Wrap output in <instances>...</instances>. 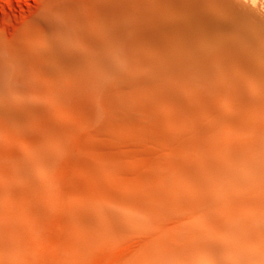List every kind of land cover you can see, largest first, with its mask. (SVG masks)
<instances>
[{
  "label": "rangeland",
  "instance_id": "rangeland-1",
  "mask_svg": "<svg viewBox=\"0 0 264 264\" xmlns=\"http://www.w3.org/2000/svg\"><path fill=\"white\" fill-rule=\"evenodd\" d=\"M137 3L0 0V264H258L264 75L155 78Z\"/></svg>",
  "mask_w": 264,
  "mask_h": 264
},
{
  "label": "bare ground",
  "instance_id": "bare-ground-1",
  "mask_svg": "<svg viewBox=\"0 0 264 264\" xmlns=\"http://www.w3.org/2000/svg\"><path fill=\"white\" fill-rule=\"evenodd\" d=\"M132 2L143 4L139 11L133 7L129 17L132 30L136 32L132 37L139 35L136 37L139 38L137 43L144 38L140 41L141 43L144 41L141 46L145 50V57L143 56L145 60L142 59V62L147 66L150 75L164 82H182L181 86L186 82L202 84L205 91L210 84L224 85L227 82L234 89L240 88L239 91L245 95L247 93L248 99L258 101L257 93L248 88L251 82L243 70L249 74L250 70L258 69L262 72L261 75H264V0H132ZM139 18L142 24L139 23ZM138 19L137 24L142 25L141 33V30L136 31ZM133 42L129 40L130 45ZM137 43H133L136 51L140 49ZM228 67L232 72L229 73ZM189 83L187 85H190ZM198 93L200 92H197V95ZM254 111L258 114L264 113V108L260 107ZM249 216L251 219V215ZM253 218L255 216H252ZM259 225L263 226L264 223ZM221 240L223 239H220V242ZM262 240L261 243L264 244ZM215 245L217 244L213 246ZM220 250L219 252L217 250L219 254ZM259 251L258 264H264V249L261 248ZM242 257L244 256L241 255Z\"/></svg>",
  "mask_w": 264,
  "mask_h": 264
}]
</instances>
